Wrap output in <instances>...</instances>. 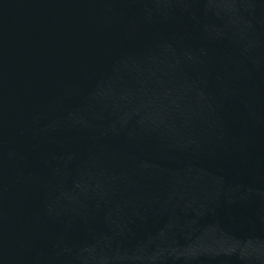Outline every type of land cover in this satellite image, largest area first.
Instances as JSON below:
<instances>
[{
  "label": "water",
  "instance_id": "95a60500",
  "mask_svg": "<svg viewBox=\"0 0 264 264\" xmlns=\"http://www.w3.org/2000/svg\"><path fill=\"white\" fill-rule=\"evenodd\" d=\"M133 0H0V264H106Z\"/></svg>",
  "mask_w": 264,
  "mask_h": 264
}]
</instances>
